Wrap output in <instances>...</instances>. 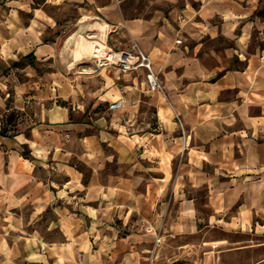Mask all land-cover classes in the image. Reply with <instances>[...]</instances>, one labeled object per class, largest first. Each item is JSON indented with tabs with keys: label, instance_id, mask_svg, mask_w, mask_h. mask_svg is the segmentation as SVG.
<instances>
[{
	"label": "crops",
	"instance_id": "0c3cea01",
	"mask_svg": "<svg viewBox=\"0 0 264 264\" xmlns=\"http://www.w3.org/2000/svg\"><path fill=\"white\" fill-rule=\"evenodd\" d=\"M95 10L93 16L109 14V23L93 21L83 27L100 33L90 26L110 29L114 18L127 38L117 51L145 54L160 81V90L151 91L145 87L144 69L112 77L111 82L105 80L96 103L133 110L139 107L135 98L146 97L160 131L122 140L120 130L112 136L98 119L92 126L95 132L76 137L77 158L94 171L108 159L104 143L126 158L124 178L114 176L105 186L94 180L78 214L64 205L71 194L85 189L83 176L69 164L73 153L65 148L60 132L85 131L88 126L75 127L67 111L52 109L44 114L48 124L34 127L30 140L22 134L0 135V236L8 231L23 238L35 264H144L142 252L165 222L176 233H185L198 229L204 215L208 226L227 231L253 228L264 235V52L248 55L242 70L231 69L232 58L244 59L240 51H205L200 57L199 47L176 45L185 25L194 41L210 34L207 21L187 24L175 20L172 11L169 19L156 24L142 18L125 20L112 4ZM245 36L244 29L236 36L238 50ZM213 59L215 66L204 62ZM3 107L0 98V111ZM25 147L29 158L22 154ZM102 203L125 223L137 216L140 227L121 235L113 227L99 228ZM48 210L53 217L45 230L56 231L55 241H44L33 228ZM148 226L153 232L144 230Z\"/></svg>",
	"mask_w": 264,
	"mask_h": 264
},
{
	"label": "rangeland",
	"instance_id": "374dc122",
	"mask_svg": "<svg viewBox=\"0 0 264 264\" xmlns=\"http://www.w3.org/2000/svg\"><path fill=\"white\" fill-rule=\"evenodd\" d=\"M111 4L125 20L142 18L158 24L164 17L169 19L173 11L175 20L187 24L207 21L210 34L205 33L199 42L194 41L188 34V25H185L176 45L190 47V50L199 47L197 56L200 57H204L205 51H240L245 57L232 58L231 69L242 70L248 55L264 52V18L258 15V11L264 9V0H0V98L4 102L0 123L6 130L4 135L22 134L30 140L34 127L43 128L48 124L44 114L52 109L67 111L69 121L75 127L88 126L85 131L65 129L60 132L64 136L65 148L73 153L69 164L82 174L85 187L71 194L70 201L64 205L73 214L79 213L81 198L87 194L94 180L105 186L112 182L114 176L124 178L126 161L124 153L114 154L113 148L104 143L103 154L108 159L99 164L97 171L92 170L91 165L77 158L80 154L77 136L95 132L96 128L92 126H96L94 122L98 119L110 135H117L115 130H120L122 140L160 131L155 109L146 103V97L135 98L139 107L133 110L118 111L116 104L96 103L105 80L111 82L110 78H122L135 70L124 72L105 58L79 53L73 55V45L67 46L69 37L81 26L93 21L109 23V14L93 16V13L97 6L108 7ZM113 21L114 18L113 28L96 24L90 28H98L100 33L85 29L84 34L101 38L113 53L120 54L117 48L127 38ZM242 29L246 31V43L238 50L235 41ZM204 62L208 66L217 65L216 59ZM140 69L143 68L137 70ZM146 75L144 72L145 87L151 90ZM22 154L30 157L27 147L23 148ZM97 204L95 202L94 205ZM102 205L105 208L104 203ZM112 212V207L106 206L97 222L99 228L113 227L121 235L128 229L140 227L137 216H130L125 223L123 219L112 216ZM25 214L27 217L28 212ZM52 217V211L48 210L33 227L44 241L58 239L56 231L50 233L45 230L49 228L47 223ZM204 218V215L200 216L198 229L179 234L165 222L157 236L148 241L147 250L142 252L144 264H264V235H259L253 228L227 231L220 226L211 227L204 223ZM144 230L153 232L150 226ZM22 240L4 231L0 236V264H35L28 258V249ZM40 248L44 250V247ZM81 256L77 254V259L81 260Z\"/></svg>",
	"mask_w": 264,
	"mask_h": 264
},
{
	"label": "bare ground",
	"instance_id": "6f19581e",
	"mask_svg": "<svg viewBox=\"0 0 264 264\" xmlns=\"http://www.w3.org/2000/svg\"><path fill=\"white\" fill-rule=\"evenodd\" d=\"M84 31L85 27H80L67 41V46L73 45L74 47L72 49L73 55L79 53L80 55L92 56L93 58H105L114 61H124L126 59L125 56L113 53L105 46L101 38L85 35ZM76 61L79 62V60Z\"/></svg>",
	"mask_w": 264,
	"mask_h": 264
},
{
	"label": "built area",
	"instance_id": "2783aa9c",
	"mask_svg": "<svg viewBox=\"0 0 264 264\" xmlns=\"http://www.w3.org/2000/svg\"><path fill=\"white\" fill-rule=\"evenodd\" d=\"M120 55L125 56L126 59L124 61H114L110 60L113 65H118L124 72H130L133 70H137L138 68H143L147 71V81L150 86V89L153 91L160 90V81L158 76L154 73L152 69V64L149 58L140 52L137 53H126L120 52Z\"/></svg>",
	"mask_w": 264,
	"mask_h": 264
},
{
	"label": "trees",
	"instance_id": "16d2710c",
	"mask_svg": "<svg viewBox=\"0 0 264 264\" xmlns=\"http://www.w3.org/2000/svg\"><path fill=\"white\" fill-rule=\"evenodd\" d=\"M258 15H261V16L264 18V9H263V8H262L261 10L258 11ZM32 55H33V54H32ZM30 57H32V56H30ZM5 132H6L5 128H4V126H2V128H1V132H0V135H1V136H5V135H4Z\"/></svg>",
	"mask_w": 264,
	"mask_h": 264
}]
</instances>
